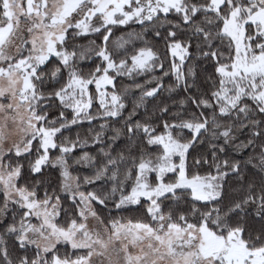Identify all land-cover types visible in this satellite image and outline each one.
Listing matches in <instances>:
<instances>
[{
    "label": "snow or ice",
    "instance_id": "1",
    "mask_svg": "<svg viewBox=\"0 0 264 264\" xmlns=\"http://www.w3.org/2000/svg\"><path fill=\"white\" fill-rule=\"evenodd\" d=\"M0 264H264V0H0Z\"/></svg>",
    "mask_w": 264,
    "mask_h": 264
},
{
    "label": "trees",
    "instance_id": "2",
    "mask_svg": "<svg viewBox=\"0 0 264 264\" xmlns=\"http://www.w3.org/2000/svg\"><path fill=\"white\" fill-rule=\"evenodd\" d=\"M133 29L138 30V26L133 24V25H131L130 28L129 27H122L116 32V35H119L121 31L127 32V31H130V30H133ZM123 83H129V81L125 80V81H123ZM87 127H89V125L87 124V122H85L84 125H83V128L86 129ZM75 130L76 129L74 128L73 131H75ZM206 148H207V146H205L204 148H198L197 151H205ZM88 150H90L92 152H95L96 146H90V148ZM77 155H79V153H77ZM45 174L51 178V180H52V182L54 184L56 183V177L58 175L57 172L49 171V172H46ZM247 225L249 227H252V228H255V229H259L261 227V221L258 218L257 219H253V218L249 217L247 219Z\"/></svg>",
    "mask_w": 264,
    "mask_h": 264
}]
</instances>
